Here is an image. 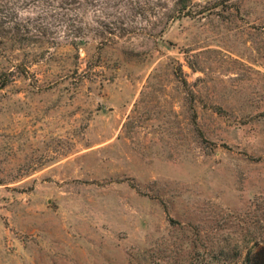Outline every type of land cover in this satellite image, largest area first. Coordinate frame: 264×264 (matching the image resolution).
I'll list each match as a JSON object with an SVG mask.
<instances>
[{
  "label": "rangeland",
  "instance_id": "obj_1",
  "mask_svg": "<svg viewBox=\"0 0 264 264\" xmlns=\"http://www.w3.org/2000/svg\"><path fill=\"white\" fill-rule=\"evenodd\" d=\"M0 264H252L264 249V0H0Z\"/></svg>",
  "mask_w": 264,
  "mask_h": 264
},
{
  "label": "trees",
  "instance_id": "obj_2",
  "mask_svg": "<svg viewBox=\"0 0 264 264\" xmlns=\"http://www.w3.org/2000/svg\"><path fill=\"white\" fill-rule=\"evenodd\" d=\"M6 86V83L0 84V90L3 89ZM252 261V264H264V249L261 250L256 257H254Z\"/></svg>",
  "mask_w": 264,
  "mask_h": 264
}]
</instances>
